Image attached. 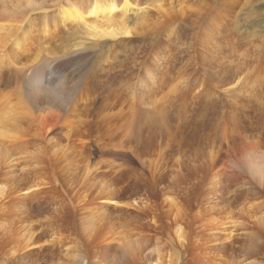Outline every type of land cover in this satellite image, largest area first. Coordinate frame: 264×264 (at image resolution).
Masks as SVG:
<instances>
[{
	"label": "bare ground",
	"instance_id": "1",
	"mask_svg": "<svg viewBox=\"0 0 264 264\" xmlns=\"http://www.w3.org/2000/svg\"><path fill=\"white\" fill-rule=\"evenodd\" d=\"M231 1L0 0L1 263L264 264V51H219Z\"/></svg>",
	"mask_w": 264,
	"mask_h": 264
},
{
	"label": "rangeland",
	"instance_id": "2",
	"mask_svg": "<svg viewBox=\"0 0 264 264\" xmlns=\"http://www.w3.org/2000/svg\"><path fill=\"white\" fill-rule=\"evenodd\" d=\"M138 1H140V0H138ZM143 1L144 2H142V3H144V5H146L145 7H147L151 0H146V1L143 0ZM231 2H232L231 7L229 8L230 9L229 10V21L233 22V24L236 23L235 25L238 26V28L236 29V34L238 35L236 37H238L237 38L238 40L232 42V45H230L229 47H227L224 50L219 48V51L222 54H224V52H225L226 54H234V55L244 54V52L246 54L247 52H250V50H263L264 51V0H243V1L242 0L241 1L240 0H233ZM239 2H241L242 5ZM77 38H78V36L75 35L73 37V40H75ZM138 40L133 36H124V38L122 40V44H123V46H127V47H130V46L135 47V46H139ZM121 49H124V48H121ZM227 51H229V52H227ZM239 51H240V53H239ZM234 61L240 62L238 58H235ZM0 264H3V263L0 262ZM59 264H61V263H59Z\"/></svg>",
	"mask_w": 264,
	"mask_h": 264
}]
</instances>
